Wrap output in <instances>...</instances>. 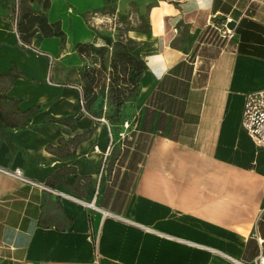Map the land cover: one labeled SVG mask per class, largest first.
<instances>
[{
	"label": "crops",
	"instance_id": "1",
	"mask_svg": "<svg viewBox=\"0 0 264 264\" xmlns=\"http://www.w3.org/2000/svg\"><path fill=\"white\" fill-rule=\"evenodd\" d=\"M48 1L28 5L63 41L23 42L20 0H0V264L264 255V149L240 125L245 96L264 90V0H154L148 33H128L146 69L122 112L140 115L141 150L109 169L112 127L84 105L76 52L110 46L89 25L107 0Z\"/></svg>",
	"mask_w": 264,
	"mask_h": 264
},
{
	"label": "trees",
	"instance_id": "2",
	"mask_svg": "<svg viewBox=\"0 0 264 264\" xmlns=\"http://www.w3.org/2000/svg\"><path fill=\"white\" fill-rule=\"evenodd\" d=\"M28 1L33 0H20L17 31L21 40L29 43L34 33L41 32L45 37H60L63 41L64 34L59 23L49 24L42 14L28 5ZM36 1L43 2L44 10L49 6L48 0ZM110 1H106V6ZM148 31L147 24V31L142 33ZM109 41L108 47L92 44L76 46L77 54L85 61V65L78 72L83 85L84 105L94 116L104 118H110L106 116V111L115 117L121 114L124 105L138 95L140 79L146 69L145 63L139 57L138 41L125 35H120L117 39L109 38Z\"/></svg>",
	"mask_w": 264,
	"mask_h": 264
},
{
	"label": "rangeland",
	"instance_id": "3",
	"mask_svg": "<svg viewBox=\"0 0 264 264\" xmlns=\"http://www.w3.org/2000/svg\"><path fill=\"white\" fill-rule=\"evenodd\" d=\"M153 4L154 0H111L108 6L96 14L94 20H89L90 28L98 36L106 39H117L120 35L128 36L127 30H130L132 36L142 34V32L147 31L148 13ZM179 71L178 69V73ZM183 72L184 70H181V73ZM181 79L176 80L174 84L173 90L177 94H182L186 86V81L182 77ZM106 116L110 117L105 119L113 131V143L109 158L106 161L107 169L114 168L115 164L119 168L126 162V152L130 150L128 147L134 148L135 143V150H141L140 140L143 135L138 132L139 126L136 125L140 115H132L125 110L116 117L106 111ZM117 159L118 162L116 163Z\"/></svg>",
	"mask_w": 264,
	"mask_h": 264
},
{
	"label": "built area",
	"instance_id": "4",
	"mask_svg": "<svg viewBox=\"0 0 264 264\" xmlns=\"http://www.w3.org/2000/svg\"><path fill=\"white\" fill-rule=\"evenodd\" d=\"M211 25L214 29H222V35L225 39H230L234 36V31L228 30L226 25L221 24L216 26L215 23H211ZM44 55L48 60V66L50 69L53 64V58L48 54ZM240 125L241 128L252 138L254 143L264 149V90L251 92L245 96ZM9 174L13 175L19 180H26L22 172L19 170H15ZM84 205L89 209H97L94 206V202L84 203ZM222 257L226 260L227 264H264L263 254L256 256L252 262L240 260L228 255H222Z\"/></svg>",
	"mask_w": 264,
	"mask_h": 264
}]
</instances>
